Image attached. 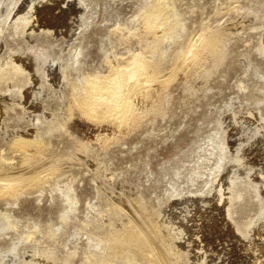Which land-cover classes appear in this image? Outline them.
<instances>
[{"label":"rangeland","instance_id":"1","mask_svg":"<svg viewBox=\"0 0 264 264\" xmlns=\"http://www.w3.org/2000/svg\"><path fill=\"white\" fill-rule=\"evenodd\" d=\"M22 1L24 7L33 2ZM77 1L60 3L74 13L61 24L52 23L49 32L43 31V26L32 32L30 40L34 43L22 36H10V30L0 38L3 59L8 54L24 56L30 46H43L51 57L63 56L68 62L71 48L79 44L85 48L82 70L70 67L64 77L55 64L46 79L40 74L33 76V82L23 88L22 98L13 82L2 84V97L8 98L7 104L13 109L6 107L0 115V150L12 157V162L21 164V151L10 149L16 135L13 130L37 128L36 133L51 144L43 160L55 159L60 167L44 186L32 187L17 200L0 196L3 264H26L42 255L48 245L58 258L70 256L73 264H85L88 252L100 250L91 246L92 238H104L114 229L108 225L110 219L117 218L113 201L134 195L159 213V221L164 222L173 242L186 247L189 236L208 233L207 227L198 229L197 212L206 202L210 207L208 198H213L219 178L233 168L240 171L233 191L242 194L231 206L233 216L241 224L257 217L264 202L256 186L262 176L232 162L231 147L237 150L236 144L241 141L248 142L244 147L256 141L251 150L260 151H250L249 158L254 156L252 162L264 164V135L253 132L259 123L255 117H264V54L258 49L264 37V0H169L167 12L172 20L163 28L170 27L176 17L179 22L175 35L160 48L168 50L161 62L163 72L175 65L172 57L179 46H185L191 36L208 25L215 27V32H229L223 34L226 58L213 66V57L204 54L203 64L186 66L168 82L152 84L146 94L136 97L137 107L127 125L71 108L72 87L80 72L108 75L111 62L127 63L153 40L154 34L144 30L143 18L138 16L153 0ZM40 22L45 26L49 23L46 19ZM87 23L91 24L86 27ZM160 49L155 61H159ZM13 99H21V105ZM58 120L65 126L45 134ZM83 146L88 148L80 153L84 159L68 156ZM201 212L203 221L210 209ZM103 223L107 225L97 226ZM51 231L56 233L54 241ZM217 246L220 252L230 249L228 242ZM226 257L234 261L232 264L252 260L248 254L240 256L236 252ZM223 260L221 257L219 264Z\"/></svg>","mask_w":264,"mask_h":264},{"label":"bare ground","instance_id":"2","mask_svg":"<svg viewBox=\"0 0 264 264\" xmlns=\"http://www.w3.org/2000/svg\"><path fill=\"white\" fill-rule=\"evenodd\" d=\"M170 2L169 0H153L145 7L144 11L141 10L142 12L138 16L141 19L143 18V28L147 33H153L154 38L146 43L142 51L134 53L130 61L127 63H109L111 73L108 75H102L97 73V71L91 75L80 72V79L78 78V82H75L76 84L72 87L71 108L79 107L91 117L115 118L120 125H127L137 107L136 97L146 94L149 87L155 82H168L181 69L203 64L202 56L204 54H209L213 57V66H218L224 62L226 49L224 48L223 34L229 32L222 33L223 30L227 31V29L221 30L220 28L222 32L218 33L215 32L216 30L214 31L215 27L211 28L208 25L201 28L197 34L190 35L191 38L185 46L182 44L179 46L172 57L175 60V65L169 71L163 72L161 62L164 60L168 50L165 47H162L163 49L160 48L165 41L175 35V26L179 22L177 17H173L172 25L166 29L163 28L172 20L168 16ZM55 3V0H46L45 2L44 0H33L32 3L29 2L24 7L21 6L23 4L22 0H0V7L4 8V10L0 11V38L4 36L7 30H10V36H22L30 43H34L30 40L33 37L32 32L39 30L41 26H43V31L49 32L53 28L52 23L61 24L70 14L74 13L73 9H64L60 5V3H66V0ZM77 3L81 4V0H78ZM42 19H46L49 22L47 26L41 25L40 20ZM90 24L87 23L86 27ZM160 28H162L161 34L157 33ZM137 31L134 32L136 35L139 34ZM159 49L161 51L159 52V61H155L154 56ZM258 49L260 53L264 54V37L259 43ZM69 51L71 57L68 62H65L63 56L51 57L49 51L43 46H30L27 51L23 52L24 56L8 54L4 59L0 57V115L2 110L6 111V107L12 108L10 103L7 104L8 98L2 97L4 95L2 94L4 90L3 83L13 82V86L19 92L17 93L18 96L22 98L24 96L23 88L33 82V76L40 74L46 79L47 72H50L55 64H57V72L64 75V77L68 76L70 67L82 70L85 61L81 56L84 54L85 48L82 44H79ZM47 63L51 65H47ZM13 100L17 101L16 99ZM20 100L15 103L21 105ZM15 103L13 102L12 105ZM68 112L70 113V110ZM69 113L67 116H69ZM255 115L257 116V114ZM255 118L259 123L257 122V130H253V132L264 135V117ZM62 121L58 120L49 125L45 134L54 130L55 127L65 126ZM256 121L254 120V122ZM37 130V128L31 131L13 130L16 135L13 133L15 138L10 143V149L12 148L13 152L14 150L21 151L23 154L21 164H15L11 161L12 157L10 158L0 150V196L17 200L20 195L32 187L44 186V183H47L49 178L59 170L60 167L57 166L55 159L43 160V153L51 144L44 138L45 136L37 134ZM254 142L251 144L249 142L251 147H244L248 142L243 141L236 144L238 146L237 150H233V147H231L232 153H234L232 162L241 165L248 172L254 171V173L262 176V182H258L256 186H258L257 191H259V194L264 195V164L257 165L252 162L253 155H251L253 156L252 158H249L250 151H253V153H259L260 151V149H257V151H254L255 149L251 150ZM82 148L68 154V156L74 159H82L81 151L88 149L86 146ZM231 172L229 171L226 177L219 178L217 182L218 188L215 187V190L213 189L215 191L213 198H208V202L211 203L210 207H206V202L202 207L200 206L201 208L199 207L197 212L200 216L196 219L199 222L198 229L207 227L208 233L199 234L198 232L195 237L189 238V236L186 239L187 243H189L188 246L185 245L186 247H184L180 244L179 247L173 242L164 227V222L159 221V213L156 210L157 214L152 212L153 209L150 208L152 209L150 210L148 208L150 206L147 204L146 206L143 199L135 195L127 196L116 198L117 200L113 201L112 209L116 213L117 218L109 221L108 225H110V228L114 227V229L111 228L112 232L110 231L111 233L106 237L101 235L104 238H92V240L90 238L93 242L91 246L99 247L100 250L88 252L85 264H182L183 262L188 264H219L221 257L224 258L221 264H232L234 261L231 262V259L226 257L231 252H236L240 256L248 254L252 257V260L238 264H264V202L260 205L262 208H260V213L256 214L257 217L251 218L244 224L236 221L237 219L235 220L233 216L231 206L237 196L241 197L242 195L233 191L237 173L240 171L233 168ZM217 180L218 174L215 175L212 181L215 183ZM207 208L210 209V213L202 221L201 210H207ZM104 225H107V223L97 226ZM51 232H53L50 235L53 240L56 237V233L54 231ZM27 237L30 238L32 235L28 234ZM225 242L229 243L230 249L226 252H220L217 245ZM54 250L48 245L42 255L35 260L27 261L26 264L38 262L40 264H73L70 256L60 259L56 256ZM4 260V258L0 259V264H3Z\"/></svg>","mask_w":264,"mask_h":264}]
</instances>
